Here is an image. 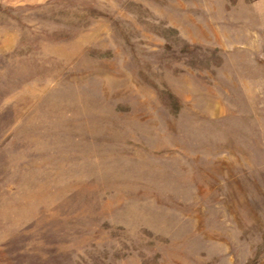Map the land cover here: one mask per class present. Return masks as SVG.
<instances>
[{
    "label": "rangeland",
    "instance_id": "1",
    "mask_svg": "<svg viewBox=\"0 0 264 264\" xmlns=\"http://www.w3.org/2000/svg\"><path fill=\"white\" fill-rule=\"evenodd\" d=\"M0 264H264V0H0Z\"/></svg>",
    "mask_w": 264,
    "mask_h": 264
}]
</instances>
